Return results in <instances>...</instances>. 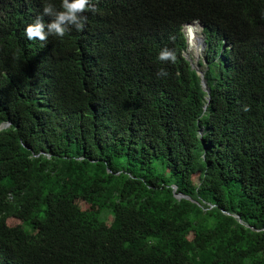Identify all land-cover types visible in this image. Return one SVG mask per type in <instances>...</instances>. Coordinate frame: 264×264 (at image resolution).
Wrapping results in <instances>:
<instances>
[{"label": "trees", "instance_id": "16d2710c", "mask_svg": "<svg viewBox=\"0 0 264 264\" xmlns=\"http://www.w3.org/2000/svg\"><path fill=\"white\" fill-rule=\"evenodd\" d=\"M46 2L0 0V264H264V0H89L29 40Z\"/></svg>", "mask_w": 264, "mask_h": 264}, {"label": "clouds", "instance_id": "9594fccd", "mask_svg": "<svg viewBox=\"0 0 264 264\" xmlns=\"http://www.w3.org/2000/svg\"><path fill=\"white\" fill-rule=\"evenodd\" d=\"M87 10H90L89 0H61V4L59 8H57L55 4L51 2V0H48V2H46L43 6V14L49 17L48 22L45 23L42 17L37 18L33 23H30L26 26L24 34L26 38L29 40H38L41 42H46L50 35L63 38L66 35V33L71 30V28H75L78 31L84 29L87 22V17L84 16L83 14ZM196 24L202 26L203 37L202 40H200V42L202 43V47H203L202 52H203L204 47L206 45L205 43L206 39L203 35L204 26L199 22H194L187 24L184 27V29L186 27H191L192 25H196ZM226 46L227 45L224 43L223 49H225ZM186 57L189 60L190 59L193 60L198 66V62L203 59V53L201 59L197 61H195L192 58H189L187 54ZM158 59L160 61H170V60L174 61L175 57L172 51L165 48L162 49L158 54ZM160 74L163 75L165 73L161 72ZM243 110L249 111V108L247 106H244Z\"/></svg>", "mask_w": 264, "mask_h": 264}, {"label": "rangeland", "instance_id": "374dc122", "mask_svg": "<svg viewBox=\"0 0 264 264\" xmlns=\"http://www.w3.org/2000/svg\"><path fill=\"white\" fill-rule=\"evenodd\" d=\"M185 32L187 33L188 40H189V49L186 52L187 56L189 58L194 59L195 61L201 59L202 56V43L200 40H202V26L199 24L192 25L191 27H186ZM201 69H204V66L201 67ZM81 206L83 207H88L86 203H80ZM112 220V218H110ZM7 223L9 225H17L21 223V221L15 217L9 218L7 220Z\"/></svg>", "mask_w": 264, "mask_h": 264}, {"label": "water", "instance_id": "95a60500", "mask_svg": "<svg viewBox=\"0 0 264 264\" xmlns=\"http://www.w3.org/2000/svg\"><path fill=\"white\" fill-rule=\"evenodd\" d=\"M190 62H191L192 66H193L194 68H197V69H198V72H199L200 76L202 77V84H203L204 89H206L207 92H210V89L208 88L207 81H206V79L204 78V71L200 70V68L196 65V63H195L193 60L190 59ZM178 196H179V197H183L184 195H182V194H178Z\"/></svg>", "mask_w": 264, "mask_h": 264}]
</instances>
